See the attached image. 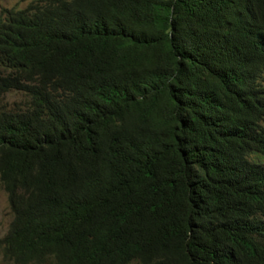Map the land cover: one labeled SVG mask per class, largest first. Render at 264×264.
<instances>
[{"label":"trees","instance_id":"obj_1","mask_svg":"<svg viewBox=\"0 0 264 264\" xmlns=\"http://www.w3.org/2000/svg\"><path fill=\"white\" fill-rule=\"evenodd\" d=\"M11 91L4 260L264 264V0L4 8Z\"/></svg>","mask_w":264,"mask_h":264},{"label":"rangeland","instance_id":"obj_2","mask_svg":"<svg viewBox=\"0 0 264 264\" xmlns=\"http://www.w3.org/2000/svg\"><path fill=\"white\" fill-rule=\"evenodd\" d=\"M31 1L32 0H0V11L2 8H24ZM24 101L25 96L22 93L17 91H11L5 94L2 98H0V107L4 106L6 108H10L13 107L14 104H22V102ZM12 217L13 214L8 203L7 193L4 191L0 183V238L8 230ZM1 249L2 248L0 246V264H13L10 261H6L2 258ZM130 264L137 263L133 262Z\"/></svg>","mask_w":264,"mask_h":264},{"label":"clouds","instance_id":"obj_3","mask_svg":"<svg viewBox=\"0 0 264 264\" xmlns=\"http://www.w3.org/2000/svg\"><path fill=\"white\" fill-rule=\"evenodd\" d=\"M32 1H33V0H32ZM32 1H31V2H32ZM29 3H30V2H29ZM29 3H28V4H29ZM28 4H27V5H28ZM27 5H26V6H27ZM26 6H25V7H26ZM2 9H4V8H2ZM2 9H1V10H2ZM0 12H1V11H0Z\"/></svg>","mask_w":264,"mask_h":264}]
</instances>
